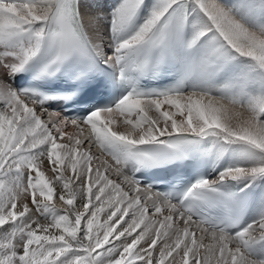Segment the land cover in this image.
<instances>
[{"label":"snow or ice","instance_id":"6c2138e0","mask_svg":"<svg viewBox=\"0 0 264 264\" xmlns=\"http://www.w3.org/2000/svg\"><path fill=\"white\" fill-rule=\"evenodd\" d=\"M0 264H264V0H0Z\"/></svg>","mask_w":264,"mask_h":264},{"label":"bare ground","instance_id":"6f19581e","mask_svg":"<svg viewBox=\"0 0 264 264\" xmlns=\"http://www.w3.org/2000/svg\"><path fill=\"white\" fill-rule=\"evenodd\" d=\"M101 2H102V1H101ZM69 131H71V132H74V131H75V129H71V128H70V129H69ZM95 151H97V152H98L99 150H98V149H96Z\"/></svg>","mask_w":264,"mask_h":264},{"label":"rangeland","instance_id":"374dc122","mask_svg":"<svg viewBox=\"0 0 264 264\" xmlns=\"http://www.w3.org/2000/svg\"><path fill=\"white\" fill-rule=\"evenodd\" d=\"M101 1H102V2H105V0H100V2H101ZM107 2H109V3H110V2H111V0H107ZM68 131H69V129H68Z\"/></svg>","mask_w":264,"mask_h":264}]
</instances>
